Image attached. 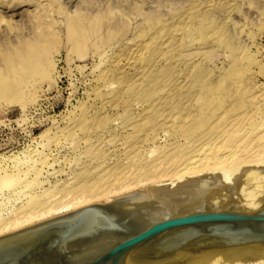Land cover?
<instances>
[{
  "label": "rangeland",
  "instance_id": "1",
  "mask_svg": "<svg viewBox=\"0 0 264 264\" xmlns=\"http://www.w3.org/2000/svg\"><path fill=\"white\" fill-rule=\"evenodd\" d=\"M0 71V168L20 175L1 217L215 176L183 167L207 141L242 149L238 193L262 188L264 0H0Z\"/></svg>",
  "mask_w": 264,
  "mask_h": 264
},
{
  "label": "water",
  "instance_id": "2",
  "mask_svg": "<svg viewBox=\"0 0 264 264\" xmlns=\"http://www.w3.org/2000/svg\"><path fill=\"white\" fill-rule=\"evenodd\" d=\"M264 243V205L199 210L139 228L93 203L0 235V264H177L190 245Z\"/></svg>",
  "mask_w": 264,
  "mask_h": 264
},
{
  "label": "bare ground",
  "instance_id": "3",
  "mask_svg": "<svg viewBox=\"0 0 264 264\" xmlns=\"http://www.w3.org/2000/svg\"><path fill=\"white\" fill-rule=\"evenodd\" d=\"M72 27L77 29L79 22L74 23ZM78 33L81 35L82 32L78 31ZM213 34L215 32L210 36L215 37ZM30 50L29 55L32 54L34 48ZM6 81V76L4 77L3 72L0 71V85ZM207 143L210 146H205ZM228 146L230 147L228 151L216 156L214 152L222 150L225 144L215 145L213 141H207L196 149L198 152L194 155L186 156V162L183 163V167H187L189 164L205 165L213 162V165H223L220 174L210 177L201 176L194 179L193 183H183L179 182L180 177L173 176L179 172L175 171L170 178H165L169 182L159 183L156 180L141 189H131L125 193L117 192L110 202L99 204L126 210L139 228L160 219L199 210L257 209L264 205V183L257 196L245 197L236 191L235 184H232L233 178L229 173L232 166L229 168L227 166L228 162L239 160L241 154L240 152L238 154V151L242 149L237 148L233 142ZM201 155L203 156L201 157ZM19 180L18 172L2 171L0 168V204H2L1 196L4 191L15 186ZM204 186L214 188L211 196L214 202L210 203L207 200L209 198L199 192ZM227 188L230 189L228 194L225 192ZM194 194L197 197H193ZM33 200L32 197L27 207L8 217L0 216V235L93 204L90 203V197L77 196L59 205L35 208L32 205ZM259 262H264V243L262 242H249L233 246H206L203 243H197L188 247L177 264H258Z\"/></svg>",
  "mask_w": 264,
  "mask_h": 264
}]
</instances>
